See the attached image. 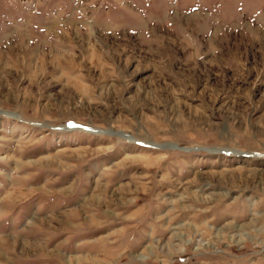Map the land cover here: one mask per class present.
<instances>
[{
  "label": "rangeland",
  "instance_id": "rangeland-1",
  "mask_svg": "<svg viewBox=\"0 0 264 264\" xmlns=\"http://www.w3.org/2000/svg\"><path fill=\"white\" fill-rule=\"evenodd\" d=\"M0 264H264V0H0Z\"/></svg>",
  "mask_w": 264,
  "mask_h": 264
},
{
  "label": "water",
  "instance_id": "water-1",
  "mask_svg": "<svg viewBox=\"0 0 264 264\" xmlns=\"http://www.w3.org/2000/svg\"><path fill=\"white\" fill-rule=\"evenodd\" d=\"M175 146V145H174Z\"/></svg>",
  "mask_w": 264,
  "mask_h": 264
}]
</instances>
